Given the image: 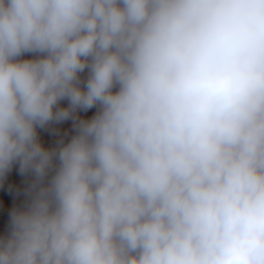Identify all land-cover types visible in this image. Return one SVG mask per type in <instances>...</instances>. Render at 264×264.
<instances>
[{
  "label": "clouds",
  "instance_id": "1",
  "mask_svg": "<svg viewBox=\"0 0 264 264\" xmlns=\"http://www.w3.org/2000/svg\"><path fill=\"white\" fill-rule=\"evenodd\" d=\"M14 167L0 264H264V0H0Z\"/></svg>",
  "mask_w": 264,
  "mask_h": 264
},
{
  "label": "crops",
  "instance_id": "2",
  "mask_svg": "<svg viewBox=\"0 0 264 264\" xmlns=\"http://www.w3.org/2000/svg\"><path fill=\"white\" fill-rule=\"evenodd\" d=\"M66 103V102H65ZM93 110L88 113H81L82 116H91ZM62 131H68L71 134V121L65 122L59 126ZM41 141L47 147H53L55 145L57 137L50 134L48 131L40 130L39 132ZM25 177L21 176L18 172V168L14 167L8 174L4 184L0 186V234L7 230L8 215L11 209L23 202V195H17V189H23L25 185Z\"/></svg>",
  "mask_w": 264,
  "mask_h": 264
}]
</instances>
